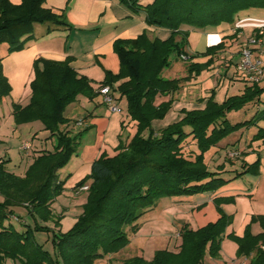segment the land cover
I'll return each instance as SVG.
<instances>
[{"label":"trees","instance_id":"16d2710c","mask_svg":"<svg viewBox=\"0 0 264 264\" xmlns=\"http://www.w3.org/2000/svg\"><path fill=\"white\" fill-rule=\"evenodd\" d=\"M120 0L134 12H143L149 27L168 30L161 40L149 39L142 32L135 39L117 40L113 45L120 70L114 75L106 72L101 86L113 87L127 103V114L136 123V133L127 144L118 145L113 157L101 156L91 165L90 174L76 187L90 182L85 204L77 221L65 233H52L54 256L38 243L34 232H48L45 225L54 216L51 204L64 190L58 172L78 149V135L61 129L68 124L64 112L78 96L92 100L90 81L79 76L63 62L38 59L33 63L34 79L30 83L31 97L24 106H12L16 126L40 122L48 139L55 144L51 151L38 152L23 176L9 171L10 160L0 158V264H93L96 260L115 254L129 243L128 229L137 230V221L165 197L192 196L214 192L227 183L204 163V154L223 138L264 120V110L243 122L231 124L226 116L246 105L258 102L264 87L248 86L239 96L228 97L222 104L209 98L203 110L182 111L183 117L164 129L155 131L152 122L162 120L171 108L172 100L156 104L157 96L178 91L183 79L168 80L162 71L168 69L174 57L187 55L185 45L189 31L182 27L202 29L220 23H231L236 14L248 8H264V0ZM45 0H21L13 5L0 0V44H7V53L19 52L34 39L35 24L50 25L53 29L70 27L63 14L44 7ZM52 29L48 30L49 32ZM221 42L205 52L189 56V60L209 57L205 63H190L188 74L197 75L212 62V57L224 49ZM11 87L3 74L0 58V101L8 97ZM255 140H264L259 128ZM190 143V147L186 145ZM189 148V149H187ZM259 161L244 173H256ZM214 201L219 218L197 230L184 226L180 230L178 252L156 251L151 261L133 257L122 264H202L205 256H219L221 240L232 218ZM25 206L33 227L25 224L18 231L7 220L15 216L13 209ZM257 223L261 233L253 235L251 224ZM244 236L230 235L237 244L238 258H249V264H264V216H256ZM53 231V230H52Z\"/></svg>","mask_w":264,"mask_h":264},{"label":"crops","instance_id":"0c3cea01","mask_svg":"<svg viewBox=\"0 0 264 264\" xmlns=\"http://www.w3.org/2000/svg\"><path fill=\"white\" fill-rule=\"evenodd\" d=\"M9 1L13 5L21 3V0ZM140 3L148 4L143 0ZM44 7L56 14H63L70 27L53 29L50 25L35 24L34 39L26 44L24 50L3 53V74L8 80L11 92L0 103H8L7 110L10 112L7 114L13 121L12 106L24 107L29 103V85L34 79L33 63L38 59L63 62L69 58L70 66L76 73L90 81L92 89L97 93L96 97L89 100L78 96L64 112L66 119L75 116L71 123L75 126L71 130L73 132L66 128L70 123L61 127L72 136L78 135L77 153L71 157L67 167V173L73 179L70 186L73 187L82 177L90 174L94 161L101 156H115L119 143L127 144L136 133V123L131 121L128 115L121 113L122 111L112 112L98 94L106 72L116 75L120 70L119 60L113 49L115 41L135 39L142 32H146V29L162 28L147 26L143 12L130 10L120 3V0H45ZM215 27L217 31L214 36L217 43L210 46L223 42L224 49L215 54L211 58L212 62L199 74H184L183 81L174 94L156 97V104L170 99L172 103L166 114L170 116L168 122H152L155 131L178 122L183 117L182 111L203 110L211 97L220 105L228 97L241 95L244 89L250 86L238 70L239 52L249 37L257 35L261 42L255 48L256 55L264 60V8L242 10L231 23H220ZM50 29L52 30L49 32ZM182 29L189 31L193 28ZM167 34L170 35V32H164V36L157 38L164 40L169 36ZM147 36L153 39L148 34ZM201 58V63L209 59ZM198 60L195 59V63H198ZM117 85L118 83L111 88L115 104L119 107L124 98H120L114 90ZM258 87H264V81ZM125 106L127 110V105ZM257 110H264V92L258 102L250 103L237 112H242L248 118L243 121H247ZM231 113L227 114V120ZM78 121H82V125H78ZM18 127L27 128V135L33 140L41 133L48 135L40 122ZM259 128L264 129V120L255 126L229 134L204 154V163L208 170L226 180L225 185L210 193L161 198L154 207L147 210L137 221V230L128 232L129 243L124 248L125 253L120 256L121 264L133 257L151 261L159 250L178 252L182 227L197 230L219 218L214 203L216 199H232L230 202L220 203L221 210L232 218V223L225 230L218 258L205 256L202 264H249V258L235 256L237 245L229 236L242 237L253 217L264 216V140L254 139ZM46 145V142L39 141L32 151L24 154L12 167L11 159L8 158L10 162L6 165L7 169L23 176L33 158L39 155L38 152L51 151L54 143L50 150ZM231 153H239V156L230 157ZM257 160L259 165L256 173H244ZM58 175L60 178V171ZM250 231L253 235H258L261 228L254 223L251 224Z\"/></svg>","mask_w":264,"mask_h":264},{"label":"rangeland","instance_id":"374dc122","mask_svg":"<svg viewBox=\"0 0 264 264\" xmlns=\"http://www.w3.org/2000/svg\"><path fill=\"white\" fill-rule=\"evenodd\" d=\"M149 1L150 0H143L144 3H148ZM216 31H217V27L210 26V25L202 29H195V28L190 29L188 37H187V43L185 45V51L188 53V56L194 57L198 55L199 53L205 52V50L210 45L216 44L217 39H216V36H214V33ZM146 32H147L146 34L151 36L153 39H155V37L161 38L162 36H164V32L169 33V31L165 29H160V30H150V29L147 30L146 29ZM7 48H8L7 44H0V58L3 56L4 52H7ZM196 59H199L197 61L198 63L202 62V60H200L202 59L201 57L196 58ZM224 59L225 58H223V60L220 59V61L221 60L224 61ZM171 60H172L171 66L168 69H165L162 74L163 77L168 80L182 79L184 74L186 73L188 74L187 69H188L189 64L196 62L195 58H193V60H189V62L188 61L182 62L180 60L176 61L174 57H171ZM163 102H166V101H163ZM125 105H127V103H126V100L124 99L122 101V105H120L119 107L122 111L121 113L128 115ZM7 109H9L8 103L1 102L0 103V158L4 160L5 159L7 160L8 158H10L12 162L11 167L13 166V164H17L19 159L23 157V155L25 154L19 149L21 144H23L24 142H29L31 144L30 151L34 149V146L39 141L46 142L47 143L46 146L48 150L52 149L53 143L55 144L54 140H51V141L48 140L47 139L48 135H45L43 133H41V135H38V138L35 140L29 138L27 135L28 129L24 127L16 126L14 122L12 121V118H10L9 115L7 114V112L9 111ZM68 118H69L68 124L69 123L71 124L74 121L75 116L72 115L71 117L69 116ZM169 119H170V116L168 115L166 116L165 119H162V120H165L164 122L166 123L169 121ZM245 119H248V118H246L242 112H239V113L232 112L228 116V120L232 124L235 122L243 121ZM162 120H156V121L162 122ZM166 127L167 126H165L164 128ZM66 128H69L70 129L69 131H71L72 129L75 128V126L71 124L69 125V127H66ZM190 146L192 149H194L190 143L186 145V147H190ZM68 166H69V162L59 170L61 173L60 180L64 182V185H63L64 190L62 191L60 195H58L55 198V200L51 204V211L53 213L54 218L45 224L50 230L48 232H34L33 233L34 239L38 243H40L44 247V249H46L52 256H54L53 245H52V233L53 232L65 233L70 230V228L74 225V223L77 221L78 217L80 216L82 212V206L83 204H85L86 198L88 196L87 192H81L78 195H76L75 192H73V187L75 188L76 185L80 181L85 179L89 174L82 177L76 183L75 186L71 187L70 184L73 182V179L67 173ZM89 184L90 182L85 183V185L87 186H89ZM24 208L25 206L14 208L13 211H14L15 216H13L12 219L7 220L5 222V225L11 224L18 231L24 230L23 225L25 224H28L30 225V227H33V219L30 216H28ZM128 232H129V229H128ZM242 237H238V238H242ZM180 244H181V240H180ZM120 251H119L120 253L117 252L115 254L108 255L103 259L96 260L93 264H121L122 260L120 261V259L122 258L120 256H122L125 253L124 248L121 249ZM236 253H237V250H236ZM235 256L238 257L237 255ZM7 264H14V262L11 260H8Z\"/></svg>","mask_w":264,"mask_h":264},{"label":"built area","instance_id":"2783aa9c","mask_svg":"<svg viewBox=\"0 0 264 264\" xmlns=\"http://www.w3.org/2000/svg\"><path fill=\"white\" fill-rule=\"evenodd\" d=\"M261 42V39L257 35L249 37L241 46L239 55L240 60L238 63V70L242 75L243 80L250 86L259 85L264 81V60L260 59L256 55V46ZM180 60L183 62L189 61V56L182 54ZM98 94L101 96L104 104L108 105L112 112H121L118 105L115 104V98L112 88L108 85L101 86L98 89ZM78 125H82V121H78ZM22 152L27 154L31 150V144L24 142L19 148ZM239 153H231L230 157H237ZM89 186L83 185L75 189V194L78 195L81 192H87Z\"/></svg>","mask_w":264,"mask_h":264}]
</instances>
